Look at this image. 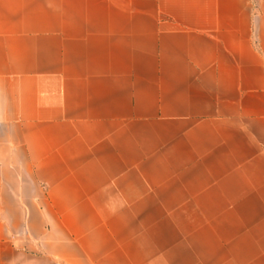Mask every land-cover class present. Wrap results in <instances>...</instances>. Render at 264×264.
<instances>
[{
  "label": "crops",
  "instance_id": "0c3cea01",
  "mask_svg": "<svg viewBox=\"0 0 264 264\" xmlns=\"http://www.w3.org/2000/svg\"><path fill=\"white\" fill-rule=\"evenodd\" d=\"M0 264H264V0H0Z\"/></svg>",
  "mask_w": 264,
  "mask_h": 264
}]
</instances>
